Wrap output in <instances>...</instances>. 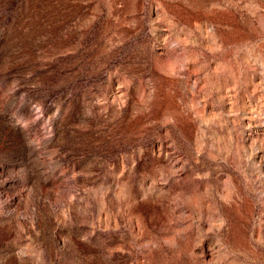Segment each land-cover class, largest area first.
Masks as SVG:
<instances>
[{
	"label": "rangeland",
	"instance_id": "rangeland-1",
	"mask_svg": "<svg viewBox=\"0 0 264 264\" xmlns=\"http://www.w3.org/2000/svg\"><path fill=\"white\" fill-rule=\"evenodd\" d=\"M0 264H264V0H0Z\"/></svg>",
	"mask_w": 264,
	"mask_h": 264
}]
</instances>
